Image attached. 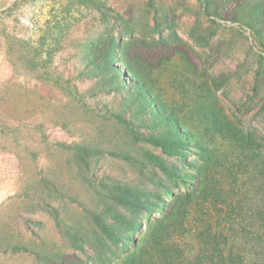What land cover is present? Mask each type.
I'll return each instance as SVG.
<instances>
[{
  "label": "rangeland",
  "instance_id": "rangeland-1",
  "mask_svg": "<svg viewBox=\"0 0 264 264\" xmlns=\"http://www.w3.org/2000/svg\"><path fill=\"white\" fill-rule=\"evenodd\" d=\"M259 146L264 0H0V264H156L153 218L208 160L247 239ZM185 208L193 256L213 207Z\"/></svg>",
  "mask_w": 264,
  "mask_h": 264
},
{
  "label": "trees",
  "instance_id": "trees-1",
  "mask_svg": "<svg viewBox=\"0 0 264 264\" xmlns=\"http://www.w3.org/2000/svg\"><path fill=\"white\" fill-rule=\"evenodd\" d=\"M252 156L264 153L261 146L250 149ZM206 167H194L195 179L190 191L180 195L174 194L171 208H166L158 218L154 234L158 249L156 264H264V161L250 162V196L249 233L244 228L240 236L249 238L234 239L232 243L221 229L223 208H216L219 196V184L210 174L211 161L203 163ZM194 199L209 203L213 208H202L196 239L199 251L193 256L186 254L182 240L186 236L191 221V208H185ZM141 216L139 226L144 228L147 219ZM238 237V236H236ZM133 247H136L133 245Z\"/></svg>",
  "mask_w": 264,
  "mask_h": 264
}]
</instances>
